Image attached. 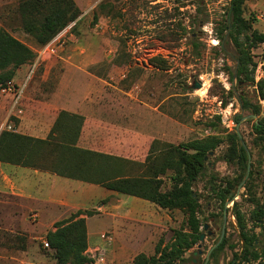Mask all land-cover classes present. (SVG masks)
Instances as JSON below:
<instances>
[{
    "label": "rangeland",
    "instance_id": "374dc122",
    "mask_svg": "<svg viewBox=\"0 0 264 264\" xmlns=\"http://www.w3.org/2000/svg\"><path fill=\"white\" fill-rule=\"evenodd\" d=\"M51 1L0 0V29L24 41L37 53L40 43L25 27L29 22L39 26ZM74 1L81 12L77 25L71 29L73 35L67 34L59 54L70 52L88 60L101 59L90 68L100 74L115 70L113 78L111 74L107 78L116 80L122 87L134 88L142 100L152 99L154 103L164 100L163 108L173 117L172 123L164 127L165 138L171 143L205 138L220 140L206 158L205 177H199L193 189L199 196L208 193L212 177H217L218 183L226 178L235 184L236 196L227 208L224 235L227 244L212 262L227 264L233 252L240 249L232 211L234 203L247 216L257 204L264 205V134L254 128L256 121L264 119V99L259 97L257 87L260 79L257 78L264 69V42L252 43L244 34L238 36V47L228 37L220 42L217 31L227 17L230 0ZM244 15L254 29L264 33V0H247ZM196 43L201 55L195 52ZM241 52L249 57L246 69L240 74L243 83L237 79L239 61L236 59ZM110 54L114 55L111 61L103 58ZM114 63L120 67L113 69ZM25 64L19 74L27 72L31 61ZM46 70L48 67H40L34 84L50 85L40 78ZM195 78L202 81L200 88L192 87ZM240 94L260 108L259 114L241 107ZM237 113L243 115L238 123L234 120ZM242 140L247 145L246 162L250 164L247 176L248 167L239 158ZM157 145L162 150V143ZM140 170V165H136L134 171ZM170 187L171 181L165 176L163 189ZM200 200L202 231L206 233L202 245L210 248L221 235L224 209L214 196L210 203L207 197L202 196ZM33 208L23 198L0 194V264H58L53 248L44 241L56 229L55 222L69 218L72 213L52 220L48 211L40 210L37 214ZM171 215L175 222L163 231L161 237L165 242L172 238L173 229L182 228L185 223L182 210L173 209ZM256 231L261 232V227H256ZM260 238L264 240V234ZM195 250L198 245L185 254L188 260L181 264H204L208 250L202 254H195ZM86 253L90 256V252Z\"/></svg>",
    "mask_w": 264,
    "mask_h": 264
},
{
    "label": "crops",
    "instance_id": "0c3cea01",
    "mask_svg": "<svg viewBox=\"0 0 264 264\" xmlns=\"http://www.w3.org/2000/svg\"><path fill=\"white\" fill-rule=\"evenodd\" d=\"M103 58L111 61L114 55ZM100 60L65 52L42 62L25 88L22 112L14 119L9 115L11 95L0 92V128L61 143L58 149L47 151L49 158L59 159V166L73 163L70 147L74 145L123 159L117 164L124 167L127 176L142 175L147 170L148 157L160 151L155 140L171 142L165 138L164 127L172 123L173 117L163 108L164 100H142L134 88L110 81L107 77L111 74L113 78L115 70L100 74L90 68ZM25 65L16 70V82L24 79L26 72L19 74V70ZM113 65V69L120 67ZM41 66L48 67L40 75L42 82H49L48 87L34 84ZM61 111L77 117L64 116L56 125ZM78 157L93 165L88 170V180L0 160V194L23 198L37 214L48 211L52 220L94 209L92 215H80L87 222L86 252L101 249L106 264H133L138 253L154 254L163 231L175 222L172 210L105 186L99 180L104 174L100 166L103 160L75 155ZM136 165H140V172L134 171Z\"/></svg>",
    "mask_w": 264,
    "mask_h": 264
},
{
    "label": "trees",
    "instance_id": "16d2710c",
    "mask_svg": "<svg viewBox=\"0 0 264 264\" xmlns=\"http://www.w3.org/2000/svg\"><path fill=\"white\" fill-rule=\"evenodd\" d=\"M246 1L230 0L227 17L217 31L220 42H224V39L228 37L238 47L240 34H244L246 39L252 43L264 42V33L254 29L252 23L244 15ZM80 12L74 0H52L49 11L45 14L41 24L35 27L29 22L25 28L27 32L35 35L41 47L70 23L75 21L74 26L77 25ZM195 46L196 54L201 55L199 44L196 43ZM35 56L36 52L27 43L0 29V92L2 84L13 79L16 70L32 61ZM236 61H239L237 79L243 83L244 78L240 74L246 69L249 57L245 52H241L237 55ZM257 79H259L257 81L258 95L264 99V69ZM239 97L243 109L251 108L253 113L259 114V107L253 106L246 96L240 94ZM20 104L23 105V100ZM64 116L77 117L67 111H61L56 125ZM242 118L241 113L234 116L237 123ZM254 128L257 133L264 134V119L256 121ZM155 142L162 143V150L159 148L160 151L153 158L148 157L147 170L144 174L135 176H127L124 167L117 164L123 159L114 158L108 154L94 153L74 145L70 147L74 154L73 163L68 162L69 164L59 166L56 163L59 159L49 158L47 151L58 149L61 143L53 139L44 140L21 134L8 128L0 129V160L49 169L59 174L88 180L91 178L88 170L93 165L85 163L82 158H75V155H84L89 159L99 157L100 161L103 160L100 166L102 165L104 174L99 178L102 184L121 192L149 199L163 208L180 209L185 215L184 225L182 228L173 229V235L169 241L165 242L161 237L153 255L138 253L133 264H181L188 260L185 254L200 243V235L203 232L200 198L207 197L210 203L214 196L220 207L224 209L226 202L235 195V184L226 178L220 179L218 183V178L212 177L208 193L199 196L193 189L198 178L205 177L208 169L206 158L217 147L220 142L218 138L194 139L179 144L159 140ZM239 158L244 166L248 167L246 162L248 154L244 145L240 146ZM165 176H168L171 181L169 189H163ZM232 211L237 221L240 249L233 252L227 264H264V240L260 238V235L264 234V205L257 204L247 216L235 202ZM83 213L92 215L95 210L72 212L69 218L56 221V229L47 235L58 264H101L85 252L88 248V232L86 217L80 216ZM248 223L251 225L249 226ZM256 227H261L262 231L257 232ZM226 244L227 239L224 237L212 251L208 264H213L217 252L223 250ZM232 247L234 248L235 245Z\"/></svg>",
    "mask_w": 264,
    "mask_h": 264
},
{
    "label": "built area",
    "instance_id": "2783aa9c",
    "mask_svg": "<svg viewBox=\"0 0 264 264\" xmlns=\"http://www.w3.org/2000/svg\"><path fill=\"white\" fill-rule=\"evenodd\" d=\"M74 24L75 21L57 33L46 44L39 47L35 58L31 61L30 67L21 82H16L14 79H10L2 84L1 93L9 94L12 97L11 108L9 111L10 116H16L17 113L22 112L20 101L29 81L32 79L34 73L42 62L52 56L58 55L59 52L64 48L67 41V34H70L71 36L73 35V33H71V29L73 28ZM102 236L104 237L105 235L102 234ZM44 244L49 246V242L47 240L44 241ZM90 256L93 257L97 263L106 264L105 256L101 249L98 248L90 251Z\"/></svg>",
    "mask_w": 264,
    "mask_h": 264
},
{
    "label": "water",
    "instance_id": "95a60500",
    "mask_svg": "<svg viewBox=\"0 0 264 264\" xmlns=\"http://www.w3.org/2000/svg\"><path fill=\"white\" fill-rule=\"evenodd\" d=\"M201 86H202V81H201V80H198L197 78H195L192 87H193L194 89H197V88H200ZM237 132H239V127H238V126H237ZM239 136H240V138H241L240 133H239ZM241 139H242V138H241ZM242 141H243V140H242ZM243 145H244L245 149L247 150V145L245 144L244 141H243ZM249 158H250V157H249ZM249 167H250V164H248V170H247V172H246V176H247L248 173H249ZM237 193H239V190H238ZM235 196H236V194L233 196L232 199H230V200H228V201L226 202V205H225V208H224V220H223L222 232H221V235H220L218 241H217L213 246H211L210 248H208V246H204V247H202V242L205 240L206 233H205V232H202L201 235H200V243L198 244V250H195L194 253H195V254H198V253H199V254H202L204 250H208V252H207V256H206V259H205V261H204V264H208L212 251L215 249V247H216V246L222 241V239L224 238V235H225V232H226V223H227V208L229 207L228 204H229L231 201L234 200ZM207 225H208V224L206 223L204 226L207 227Z\"/></svg>",
    "mask_w": 264,
    "mask_h": 264
},
{
    "label": "flooded vegetation",
    "instance_id": "af4514ba",
    "mask_svg": "<svg viewBox=\"0 0 264 264\" xmlns=\"http://www.w3.org/2000/svg\"><path fill=\"white\" fill-rule=\"evenodd\" d=\"M202 247H203V245H202ZM195 260V259H194Z\"/></svg>",
    "mask_w": 264,
    "mask_h": 264
}]
</instances>
